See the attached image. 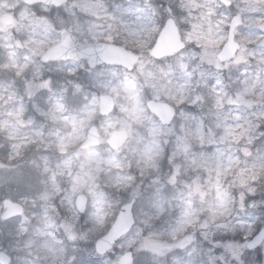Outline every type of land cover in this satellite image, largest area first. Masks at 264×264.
Masks as SVG:
<instances>
[{
	"label": "rangeland",
	"instance_id": "rangeland-1",
	"mask_svg": "<svg viewBox=\"0 0 264 264\" xmlns=\"http://www.w3.org/2000/svg\"><path fill=\"white\" fill-rule=\"evenodd\" d=\"M153 1L145 5L146 17L138 16L132 25H118L122 38L129 37L131 28L130 41L138 48L134 51L139 53V61L133 69L102 64L91 71L82 61L42 63L40 55L58 39L65 14L64 27L80 40L114 42L117 36L106 28L117 15L107 12L105 0H69L51 13L47 7L32 9L18 0H0V15L15 17L12 25L0 24V53L7 55L0 65V74L6 76L0 81V131L6 138L0 139V214L3 198L25 207L21 217L0 220V249L12 256V264H117L119 255L132 244L156 254L146 256V264H239L246 243L243 230L249 227L245 222L264 214V138L250 142L256 125L264 128V39H260L264 37V0H232L231 9L226 10L218 9L215 0ZM148 6L158 15L150 14ZM119 12L131 15L134 11L122 7ZM234 13L243 19L235 29L240 48L230 61L221 62L226 65L221 72L209 69L208 79L211 84L219 75L224 87L218 88L216 95L230 94L234 102L225 100L222 110L210 108L211 101L198 103L196 107L204 116H196V108L188 110L180 101L211 93L203 86L202 69L193 71L196 61L189 49H203L206 59L220 62L216 53ZM168 16L180 26L187 46L156 64L147 53ZM16 48L25 50L19 63ZM182 64L189 65L190 81ZM10 69L12 77H8ZM78 70L94 79L92 92L83 88L86 76L77 83V91L86 98L79 99L82 103L73 96L70 101L64 99L63 75ZM51 75L58 78L51 79ZM55 92L58 96L51 101ZM143 92L175 107L169 125H161L148 113ZM99 93L114 99L115 110L108 116L97 113ZM43 97L45 103L51 102L47 107L38 99ZM37 116L43 118L42 123L35 120ZM237 116L239 120L234 119ZM34 122V132L22 128ZM92 123L98 125L102 140L85 152L78 145ZM43 124L50 126L44 129ZM115 129L127 130L128 139L112 151L105 139ZM30 145L64 154V159L61 163L54 160L46 172L49 155L43 152L32 157ZM39 161L45 162L46 168H30ZM249 187H255V195H247ZM78 193L87 198L82 214L74 206ZM242 194L245 205L255 200L258 207L242 211ZM131 196L136 197L137 224L110 254L96 255L91 245L103 233L106 218L111 222L119 204ZM26 233L29 237L22 244L21 234ZM225 240L239 243L227 249L215 246ZM259 250L255 249L257 259ZM250 255L245 252L243 259Z\"/></svg>",
	"mask_w": 264,
	"mask_h": 264
},
{
	"label": "water",
	"instance_id": "water-1",
	"mask_svg": "<svg viewBox=\"0 0 264 264\" xmlns=\"http://www.w3.org/2000/svg\"><path fill=\"white\" fill-rule=\"evenodd\" d=\"M27 5L35 3H43L45 5H61L67 0H20ZM225 4V0H220ZM231 4V0H227V6ZM226 5V4H225ZM14 17L10 14L0 15V22L2 24H11ZM167 24L159 31L150 50V54L155 58H160L166 55H173L179 51L184 43L180 39L178 28L171 18L167 19ZM241 23L239 15H235L230 20L228 28L227 39L222 45L220 51L217 53L219 60L224 61L233 57L235 51L238 49V43L234 40V28ZM79 59L86 58L90 66L99 64L101 62L122 65L128 69L137 61L138 56L123 47L106 44V43H81L76 37L68 33L66 30L60 31V39L50 45L41 55L43 62L59 60V59ZM148 108L153 111L163 123H169L173 116L172 107L165 102L148 100ZM114 107L113 98L108 94H100L98 102V112L106 115L112 111ZM127 132L125 130H115L107 138V143L113 149L119 148L126 140ZM100 142V133L95 125H90L86 131V135L81 148L95 145ZM76 206L82 211L86 202L84 195L76 197ZM135 197L123 203L115 216L114 221L108 230L94 241V250L96 253L105 255L110 252L119 239L127 234L136 223L134 215ZM4 211L1 215L2 219H6L15 215H19L23 211V207L18 202H13L10 199L2 201ZM73 239V236H70ZM255 243H260L259 240ZM127 251H125L126 253ZM123 257L118 258L117 264H123ZM10 256L4 251L0 250V264H9Z\"/></svg>",
	"mask_w": 264,
	"mask_h": 264
},
{
	"label": "snow or ice",
	"instance_id": "snow-or-ice-1",
	"mask_svg": "<svg viewBox=\"0 0 264 264\" xmlns=\"http://www.w3.org/2000/svg\"><path fill=\"white\" fill-rule=\"evenodd\" d=\"M225 4L227 6V0H225ZM148 7L152 15H158V12L156 10H154L151 6H148ZM167 12L169 13V15H171L172 9L171 8L167 9ZM167 22L168 21L165 20L164 24L159 26L158 32L162 30V28L167 24ZM262 30H264V28H262ZM260 39H264V37H260ZM189 52L191 53V58L196 61V63L192 65L193 71H195L198 68L202 69L199 74L200 76L204 77L203 86L208 92L211 93V95L206 97L204 93H201L195 97V100H193L192 96H189L180 101V106H182L184 103H189V107H195L198 103H208L209 101H211L210 108H213V109L218 108L222 110L225 100H227L228 103H233L234 101L232 100L230 94H226L224 96L216 95L217 89L224 87L223 81L219 77V75L211 84L208 83V79L211 77V72L209 71V69H215L216 72L219 73L222 71L223 67H226V65H223L221 62H214L212 59H206L208 54L203 49L200 52H196L193 49H189ZM262 55H264V53H262ZM205 64L208 65V68L206 69L203 68V65ZM188 67L189 65L187 64L181 65V68L184 70V75L190 81L191 73L186 71ZM257 78H259V73L257 74ZM233 83H236V81H233ZM239 91H240V88L238 87L236 89V92H239ZM234 119L239 120L240 118L237 116ZM217 127L218 128L220 127L219 123L217 124ZM223 138L224 137L221 136V139ZM261 138H264V128H261V126L257 124L256 130L253 133L252 140L250 142H254L255 140H258ZM246 155L250 156L251 152L247 151ZM255 191H256L255 187H249L247 189V195L248 196L255 195ZM245 199L246 197L242 194L241 201H240V206H241L242 211L245 209V207H248V208L258 207V202L255 200H252L248 202L247 205H245L244 203ZM245 223H247L249 227L243 230L245 234L243 235L242 238L246 242V247L244 251L240 253L241 260H244L243 257H244L245 252H252V251H255L257 247H260V248L264 247V216L252 217L250 220L246 221ZM258 226H259V231H257ZM257 240H259L260 243H255V241ZM232 243H239V242L238 241H228V240L217 241L215 246L227 249V246ZM98 254H101V253L98 252ZM120 255L121 257L124 258L123 264H146L145 257L155 256L156 254L153 253L148 248H140L137 245L132 244L126 253L122 252Z\"/></svg>",
	"mask_w": 264,
	"mask_h": 264
},
{
	"label": "flooded vegetation",
	"instance_id": "flooded-vegetation-1",
	"mask_svg": "<svg viewBox=\"0 0 264 264\" xmlns=\"http://www.w3.org/2000/svg\"><path fill=\"white\" fill-rule=\"evenodd\" d=\"M111 2L109 3V5H108V9H109V11L111 12V13H113V14H116V12H115V10L117 9V10H119L120 11V8H118V7H116V5H118L119 3H123L124 4V8L125 9H128L129 11H134L131 15H129L130 17H133L135 14L136 15H141V14H146V13H144L145 11H143L144 9L147 11L148 9L147 8H145V5H146V3H148V2H154L153 0L152 1H150V0H110ZM217 3H218V9H224V10H226L227 9V7L225 6V5H222V4H220L217 0H215ZM155 3V2H154ZM158 3H160V1L158 2ZM47 8H50V7H47ZM230 8H231V6H230ZM148 12H150V11H148ZM117 15V14H116ZM118 20V16H115L114 17V19H113V21L115 22V21H117ZM125 23H128L126 20H124V21H118V22H116V23H114V25L116 26V27H118V25L119 24H125ZM119 28V27H118ZM129 32L131 33V29H129ZM130 33H129V37H125V38H123V44L129 49V50H131V51H133L134 53H136L138 56H139V53L138 52H136V51H134V50H138V48H134V46L132 45V43H131V37H130ZM16 39H19L18 37H16ZM89 42H94V41H89ZM153 43V42H152ZM152 43H151V45H150V47H149V50H150V48H151V46H152ZM185 48V47H184ZM184 48L182 49V50H184ZM133 49V50H132ZM16 50H17V48H16ZM149 50H148V55H149ZM182 50H180V52L182 51ZM178 54V53H177ZM176 54V55H177ZM150 56V55H149ZM173 56H175V55H173ZM173 56H167V57H164V58H162V59H158L159 61H162L163 59H167V58H170V57H173ZM74 61H77V62H80V61H82V62H84L85 64H86V66L88 67V65H87V61L86 60H84V59H78V60H73V59H70V60H64V61H62V63H66V64H72V62H74ZM138 61H139V59H138ZM134 67V66H133ZM133 69V68H132ZM88 70H91V71H94V67L93 68H89L88 67ZM78 71H80V70H78ZM82 72V71H81ZM193 107H186V109H188V110H191ZM175 112H176V109H175ZM148 113H150V112H148ZM151 114V113H150ZM152 115V114H151ZM153 117H155L154 115H152ZM158 121V120H157ZM93 149H94V147H93ZM21 217V216H20ZM18 217H14V218H11V219H9V220H15V219H17ZM6 221H8V220H6ZM209 243V242H208Z\"/></svg>",
	"mask_w": 264,
	"mask_h": 264
},
{
	"label": "trees",
	"instance_id": "trees-1",
	"mask_svg": "<svg viewBox=\"0 0 264 264\" xmlns=\"http://www.w3.org/2000/svg\"><path fill=\"white\" fill-rule=\"evenodd\" d=\"M55 11H57V10L54 9V8L51 9V12H55ZM117 15H119V13H117ZM120 15H121V12H120ZM57 78H58V76L51 75V79H57ZM63 78H65V76H63ZM69 80H72V83H71V81L69 82ZM63 81H64V83H66L69 86V89L67 90V92L64 95V99L67 100V101H70V98L73 96L72 93H71V89L70 88L73 87V84L78 83L79 80H78V78L75 77V78H68V79L66 78ZM55 96H58V94L56 92H55V94H53V97L51 96L50 100L52 101ZM73 97H74L75 100H77V101L79 100V97H77V99H76V96H73ZM50 100H49V102H50ZM66 108H68V107H66ZM28 113H29V111L27 113H25V115H27ZM38 119H39V121H41V117L40 116H37L35 118V120H38ZM22 128H24L26 131L29 130L31 132H34V130H35V122L33 124H31V126L25 125V126H22ZM3 137H4V135L0 132V139H3ZM5 139H3V140H5ZM255 142H257V141H255Z\"/></svg>",
	"mask_w": 264,
	"mask_h": 264
},
{
	"label": "clouds",
	"instance_id": "clouds-1",
	"mask_svg": "<svg viewBox=\"0 0 264 264\" xmlns=\"http://www.w3.org/2000/svg\"><path fill=\"white\" fill-rule=\"evenodd\" d=\"M264 216V214H262ZM239 264H264V247L259 250V259H257V253L255 251L251 252V255L247 259L240 260Z\"/></svg>",
	"mask_w": 264,
	"mask_h": 264
}]
</instances>
